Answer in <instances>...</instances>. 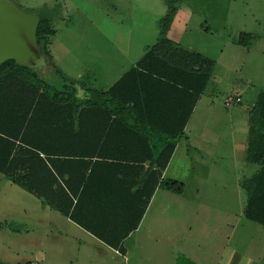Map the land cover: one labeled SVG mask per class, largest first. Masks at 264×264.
I'll list each match as a JSON object with an SVG mask.
<instances>
[{
	"label": "rangeland",
	"instance_id": "374dc122",
	"mask_svg": "<svg viewBox=\"0 0 264 264\" xmlns=\"http://www.w3.org/2000/svg\"><path fill=\"white\" fill-rule=\"evenodd\" d=\"M9 1L52 19L53 63L42 60L34 66L37 73L54 85L62 73L95 90V62L111 58L120 70L143 55L159 37L169 0ZM172 3L176 12L166 37L211 58L214 70L167 175L178 172L184 185L167 216L182 217L185 236H166V263L178 255L177 244L188 264H225L230 258L232 264H264V226L243 214L247 194L241 187L257 169L246 160V146L249 116L264 90V0ZM240 33L255 37L240 44ZM231 97L240 101L228 107ZM35 201L0 174V264L31 260L37 247L44 248L42 264H48L47 222L34 215Z\"/></svg>",
	"mask_w": 264,
	"mask_h": 264
},
{
	"label": "trees",
	"instance_id": "16d2710c",
	"mask_svg": "<svg viewBox=\"0 0 264 264\" xmlns=\"http://www.w3.org/2000/svg\"><path fill=\"white\" fill-rule=\"evenodd\" d=\"M175 12L169 0L156 42L104 92L88 89L79 79L70 80L59 69L61 82L54 85L34 67L15 60L0 64V174L75 220L77 205L97 169L116 163L104 156L112 149L147 147V159L130 162L141 168L148 163L136 183L143 201L141 215L155 187L182 194L183 183L163 179L162 172L212 77L214 61L166 37ZM39 18L36 43L42 60L52 65V19ZM254 37L240 33L238 43ZM251 113L246 160L257 170L242 182L247 194L244 215L264 226V90ZM167 123L174 128L167 129ZM118 137L143 139L144 146L108 143Z\"/></svg>",
	"mask_w": 264,
	"mask_h": 264
},
{
	"label": "crops",
	"instance_id": "0c3cea01",
	"mask_svg": "<svg viewBox=\"0 0 264 264\" xmlns=\"http://www.w3.org/2000/svg\"><path fill=\"white\" fill-rule=\"evenodd\" d=\"M186 48L192 49L191 47ZM141 57L142 55L130 60V63L126 65L127 67L120 70H117V63L111 58L96 61L94 75L97 87L95 91L104 92L108 90ZM198 101L186 123L184 134L194 116ZM173 126L175 125L172 123L166 124L167 129ZM182 138L183 136L178 140L170 160L162 172L163 179L170 178L179 181L178 172L173 171L171 177H167V175ZM142 140L134 137L124 140L118 137L114 138L113 142L111 140L108 143L110 145L144 146ZM190 146L195 147L192 142H190ZM149 153L147 147H143L141 150L118 148L108 152L104 159L116 162V165L114 164L112 168L101 166L97 169L94 179L85 193L82 194L81 201L77 205L75 212L77 219L75 220L62 215L51 205L43 203L33 195L36 198L34 215L37 211V214L45 216L47 222L45 250L49 260L48 264L168 263H166V236H185V233L182 217H178L177 212L176 214L173 213L176 216L168 217L167 210L171 209L175 212L177 199H180L179 197L183 193L176 194L161 186L155 187L141 215L143 201L138 194L136 183H139L145 171L148 170V163H144L141 168L139 165H132L130 162L137 158L147 159ZM24 191L26 190L24 189ZM167 200L170 201L167 202ZM3 218L4 216L0 213V220ZM37 219L40 220L38 215ZM20 232L21 230H19L18 235H21ZM173 248H176L178 255L171 257L169 264H188V255L184 254V251L181 252L182 250L177 248V244ZM34 251L31 260L22 259L17 264H42L41 257L44 255V248L37 247ZM221 263L220 260L218 264ZM225 264H232V259H228Z\"/></svg>",
	"mask_w": 264,
	"mask_h": 264
},
{
	"label": "water",
	"instance_id": "95a60500",
	"mask_svg": "<svg viewBox=\"0 0 264 264\" xmlns=\"http://www.w3.org/2000/svg\"><path fill=\"white\" fill-rule=\"evenodd\" d=\"M39 15L26 12L16 3L0 0V64L7 60L29 67L42 61L36 43Z\"/></svg>",
	"mask_w": 264,
	"mask_h": 264
},
{
	"label": "built area",
	"instance_id": "2783aa9c",
	"mask_svg": "<svg viewBox=\"0 0 264 264\" xmlns=\"http://www.w3.org/2000/svg\"><path fill=\"white\" fill-rule=\"evenodd\" d=\"M240 101V98L239 97H236V98H228V100H226L225 104L226 106L230 107V105L233 103V102H239Z\"/></svg>",
	"mask_w": 264,
	"mask_h": 264
}]
</instances>
